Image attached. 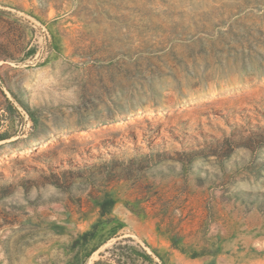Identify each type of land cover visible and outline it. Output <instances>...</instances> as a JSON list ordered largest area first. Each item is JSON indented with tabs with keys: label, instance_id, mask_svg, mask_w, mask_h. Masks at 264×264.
<instances>
[{
	"label": "rangeland",
	"instance_id": "1",
	"mask_svg": "<svg viewBox=\"0 0 264 264\" xmlns=\"http://www.w3.org/2000/svg\"><path fill=\"white\" fill-rule=\"evenodd\" d=\"M0 264H264V0H0Z\"/></svg>",
	"mask_w": 264,
	"mask_h": 264
},
{
	"label": "bare ground",
	"instance_id": "2",
	"mask_svg": "<svg viewBox=\"0 0 264 264\" xmlns=\"http://www.w3.org/2000/svg\"><path fill=\"white\" fill-rule=\"evenodd\" d=\"M131 94V93H130ZM133 94V93H132Z\"/></svg>",
	"mask_w": 264,
	"mask_h": 264
}]
</instances>
